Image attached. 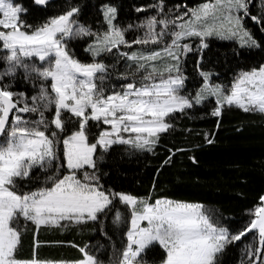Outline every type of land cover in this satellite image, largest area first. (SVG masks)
Returning a JSON list of instances; mask_svg holds the SVG:
<instances>
[{"label": "snow or ice", "instance_id": "snow-or-ice-1", "mask_svg": "<svg viewBox=\"0 0 264 264\" xmlns=\"http://www.w3.org/2000/svg\"><path fill=\"white\" fill-rule=\"evenodd\" d=\"M49 5L0 0V264H228L231 248L234 264H264V194L233 223L202 201L158 194L160 172L187 149L167 148L144 194L111 186L101 167L167 147L183 115H211L217 128L233 107L264 115V55L251 62L264 53V0H153L133 19L120 0H64L54 14ZM30 8L43 15L30 20ZM71 228L107 243L40 237ZM64 245L79 255H41Z\"/></svg>", "mask_w": 264, "mask_h": 264}, {"label": "trees", "instance_id": "trees-1", "mask_svg": "<svg viewBox=\"0 0 264 264\" xmlns=\"http://www.w3.org/2000/svg\"><path fill=\"white\" fill-rule=\"evenodd\" d=\"M26 2L30 3V0ZM84 2L87 3L88 0ZM152 2L153 0H120L126 19L147 14L150 10L138 14L134 8ZM185 2L189 6H196L203 0H168L170 5ZM63 3L64 0L51 2L49 14L58 11ZM41 15L43 13L39 8H30V20ZM257 36L259 38L258 32ZM227 43L216 42L214 47L220 48ZM77 55L85 58L79 48ZM262 55L264 53L259 51L253 53L251 62L259 60ZM16 87L25 90L22 83H18ZM176 124L178 127L175 132L162 140L167 147H159L155 154L145 152L123 158L113 154L101 165L102 169L109 172V176L105 177L106 182L118 190L126 189L144 194L150 187L156 169L165 158L167 148H184L187 150L176 153L172 163L160 172L157 179L160 190L158 194L202 201L207 206L219 208L233 223L245 220L248 216L246 210L256 202L260 194H264V115L233 107L226 109L219 118V128L216 127L217 118L211 115L195 119L183 115L177 119ZM204 131L215 133L212 144L204 141ZM193 155L196 157L195 163L190 159ZM40 237L47 240H70L81 245L88 242L95 244L98 240L107 243L98 231L80 232L76 228L66 232L41 229ZM30 242L31 232L24 238L22 254L25 256L31 251ZM236 253L237 249H230L228 264H234ZM41 255L74 258L79 253L75 247L64 245L44 247Z\"/></svg>", "mask_w": 264, "mask_h": 264}, {"label": "water", "instance_id": "water-1", "mask_svg": "<svg viewBox=\"0 0 264 264\" xmlns=\"http://www.w3.org/2000/svg\"><path fill=\"white\" fill-rule=\"evenodd\" d=\"M54 0H50V3L53 2Z\"/></svg>", "mask_w": 264, "mask_h": 264}]
</instances>
